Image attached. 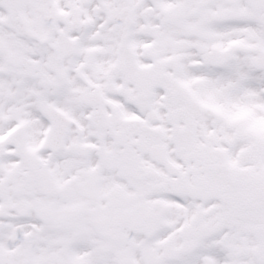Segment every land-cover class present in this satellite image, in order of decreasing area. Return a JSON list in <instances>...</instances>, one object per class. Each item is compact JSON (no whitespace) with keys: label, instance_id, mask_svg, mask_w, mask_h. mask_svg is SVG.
Masks as SVG:
<instances>
[{"label":"snow or ice","instance_id":"6c2138e0","mask_svg":"<svg viewBox=\"0 0 264 264\" xmlns=\"http://www.w3.org/2000/svg\"><path fill=\"white\" fill-rule=\"evenodd\" d=\"M0 264H264V0H0Z\"/></svg>","mask_w":264,"mask_h":264}]
</instances>
